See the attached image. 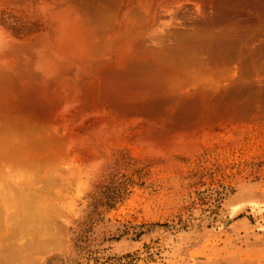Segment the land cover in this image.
Returning a JSON list of instances; mask_svg holds the SVG:
<instances>
[{"label": "rangeland", "instance_id": "rangeland-1", "mask_svg": "<svg viewBox=\"0 0 264 264\" xmlns=\"http://www.w3.org/2000/svg\"><path fill=\"white\" fill-rule=\"evenodd\" d=\"M41 1L0 0V52L10 59L0 53V221L42 216L34 221L60 237L33 264H264V118L189 120L194 127L157 113L152 123L140 110L109 107L108 116L101 101L66 105L65 91L55 101L47 90L50 112L35 116L24 92L47 79L30 63L53 34Z\"/></svg>", "mask_w": 264, "mask_h": 264}, {"label": "bare ground", "instance_id": "bare-ground-1", "mask_svg": "<svg viewBox=\"0 0 264 264\" xmlns=\"http://www.w3.org/2000/svg\"><path fill=\"white\" fill-rule=\"evenodd\" d=\"M42 1L41 12L45 15L40 11L39 15H42L48 34L52 31L53 34L52 39L41 44L40 70L37 69L41 66L35 62L39 56H35L37 52L32 54L34 47L28 53L37 57L31 55L34 58V62L31 58V67L44 72L47 80L43 79L45 75L40 72L37 74L42 77L37 75L30 67L26 73L32 71L43 80L31 87L28 80L31 90L24 92L26 94L20 90L26 101L23 106L28 111H37H33L35 116L38 111L42 115L50 112L51 105L43 100L44 95L41 97L43 90H47L50 100L57 99L65 91L66 95L62 94L65 98L61 99L66 100V105L67 100L70 104L86 102L89 107L93 102L98 105L103 102L105 106L99 108L108 116L109 107L122 114L134 109L140 110V117L158 113L163 122L181 123L180 126L192 119L195 123L198 120L213 122L217 118L215 123L219 124L221 119L241 122L245 118H264V0H58L57 4L55 0L53 3L48 0L47 4ZM13 51L7 55H13ZM0 53H4V59L9 57H4V50ZM33 77H29L31 82L36 80ZM48 79L52 82L59 79L58 88H53L52 82L47 85ZM21 80L20 84L25 85ZM90 100L94 101L90 103ZM131 110L130 113H134ZM52 111L53 119L56 110ZM97 112L92 111V114ZM152 116L150 120L155 119ZM190 121L189 126L194 124ZM195 124L194 127L199 121ZM201 124L200 129L204 127ZM208 126L212 128L211 122ZM208 129L204 130L209 133ZM20 217L10 226L7 219V223L0 221V233H4L1 232L3 228L9 226L10 229L0 235V264H33L36 254L53 249L60 238L51 234L48 227L46 229L44 217L40 216L42 224L34 221L39 218L36 215ZM32 220L34 223L30 224ZM21 237L25 240L19 241Z\"/></svg>", "mask_w": 264, "mask_h": 264}]
</instances>
